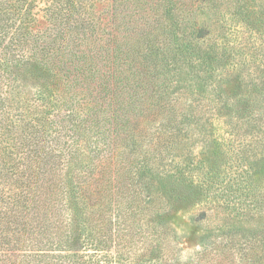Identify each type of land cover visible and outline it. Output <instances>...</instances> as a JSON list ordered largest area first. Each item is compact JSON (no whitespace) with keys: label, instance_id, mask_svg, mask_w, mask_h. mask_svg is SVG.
<instances>
[{"label":"trees","instance_id":"trees-1","mask_svg":"<svg viewBox=\"0 0 264 264\" xmlns=\"http://www.w3.org/2000/svg\"><path fill=\"white\" fill-rule=\"evenodd\" d=\"M227 1L0 0V264L16 243L19 264H143L130 252L127 213L150 209L142 218L154 253L163 228L181 229L166 216L177 189L155 192L170 167L152 162L143 121L171 122L160 96L205 85L191 65ZM213 183L204 175L187 185L202 203ZM252 246L261 261L263 244Z\"/></svg>","mask_w":264,"mask_h":264},{"label":"rangeland","instance_id":"rangeland-1","mask_svg":"<svg viewBox=\"0 0 264 264\" xmlns=\"http://www.w3.org/2000/svg\"><path fill=\"white\" fill-rule=\"evenodd\" d=\"M231 1L230 6L222 3L221 26L200 42L202 49L191 65L201 69L196 77L205 85L180 86L174 95L160 96L158 112L171 122L154 121L155 114L143 121H149L153 141L144 146L156 149L152 162L170 167L167 176L155 177V192L177 189L170 191L173 205L166 216L181 229L163 228L161 251L154 253V235L142 218L150 209L127 213L134 224L130 252L139 263L169 257L168 264H264V256L260 261L247 252L254 250L252 244L264 246V0ZM124 147L131 146L118 150ZM183 175L194 184L204 175L214 178L208 202L200 203L199 190L187 185ZM122 218L116 213L114 221ZM253 231L261 238L249 239ZM17 244L8 264L23 259ZM124 254L128 256V248Z\"/></svg>","mask_w":264,"mask_h":264}]
</instances>
